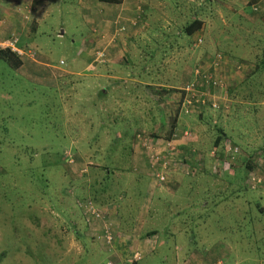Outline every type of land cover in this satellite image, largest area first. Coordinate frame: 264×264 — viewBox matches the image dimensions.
Returning <instances> with one entry per match:
<instances>
[{"label":"rangeland","instance_id":"obj_1","mask_svg":"<svg viewBox=\"0 0 264 264\" xmlns=\"http://www.w3.org/2000/svg\"><path fill=\"white\" fill-rule=\"evenodd\" d=\"M43 1L49 5L44 12L51 14L50 19L40 23L25 41L37 51L38 62L74 75L52 88L27 78L26 70L21 74L0 61V264H113L112 260L106 262L105 256L99 257L102 250L108 254L110 247L91 240L99 224L89 231L76 202L89 198L96 207H105L128 199L135 209L147 196L152 209L159 210L151 213L145 224V230L159 234L158 240L152 236L151 242H146L150 250H156L150 263L264 264V211L257 209L264 210V183L255 190L247 188L246 171L240 166L242 159L251 157L264 173V53L247 51V45L240 44L246 35L233 23L225 34L218 32L216 25L221 21L217 16L226 12L212 13L208 7L200 17L211 20L212 33H204L197 49L186 35L179 38L175 32L169 40L145 38L148 41L136 43L133 59L118 60L114 66L109 56L101 64L102 73H118L123 90H111L105 96L98 92L99 96L94 79L88 77L91 73L86 71L91 62L82 64L78 57L85 35L81 5L90 0ZM217 2L228 4L227 0ZM186 15L190 13L184 9L180 17ZM257 31L264 38V25ZM152 34L149 31L148 36ZM205 39L215 51L238 54L241 64L247 58L246 62L258 69L253 74L243 73L245 81L238 78L240 73L233 75L232 109L226 116L210 110L201 119L180 114L176 131L191 134L184 140L186 147L180 145L181 152L188 158L189 150L206 152V164L191 174L163 171L167 178L164 185L157 182L143 158V167L157 188L150 196L146 176L138 173L142 176L139 181L132 173L133 169L139 172V166L133 165L132 139L139 134L153 135L161 117L165 122L162 128L171 126L173 122L166 125V120H173L178 113L175 88L189 81L201 54L212 51L204 46ZM236 78L239 82L235 84ZM106 82H100L104 89ZM170 88L171 93L162 91ZM133 127L138 129L129 135ZM218 129L240 148V157L232 163L237 173L234 177L219 168L215 172L210 163L208 155ZM117 130H121L120 137L114 133ZM162 132L159 136L166 137V131ZM227 178L235 186L225 191L223 200L221 183ZM121 238L116 240L120 249ZM144 244L133 248L142 259L147 252ZM123 247L118 254L114 243L112 255L117 253L124 264H133L134 250Z\"/></svg>","mask_w":264,"mask_h":264},{"label":"crops","instance_id":"obj_2","mask_svg":"<svg viewBox=\"0 0 264 264\" xmlns=\"http://www.w3.org/2000/svg\"><path fill=\"white\" fill-rule=\"evenodd\" d=\"M227 2L228 4L217 2V0H122L118 4H107L99 2L98 0H90L89 2H85L83 5H81V10L83 11V19L81 20V22L85 27V35L82 37L78 48V57L79 59H81L80 61L82 64L88 61L90 62L91 57L94 53V49L106 48L108 56L111 57H109L110 60L109 58L108 60L112 63V65L115 66L118 60L126 58L133 59V53L134 51H137V42L148 41L143 40L145 38L150 37L149 40L151 41L159 40V38H165L169 40L170 38L174 37V32L176 35H178L179 38H184L185 35L184 33H182V26L195 19L199 20L202 23V29L195 35L188 37L189 41L193 43V39L198 37V35H201L203 37L204 33L207 30L209 33H212L211 30L213 29V23L211 22V20L205 19L207 17H200V12L207 9L208 7H211L210 9L212 13L213 11L221 13V10H224L226 12L223 15L221 13L217 16L221 21L216 25V29H218V32L225 34L228 31V28H230L233 23V26L238 27V32H242V34L246 35L240 42V44L243 43L247 45V51L251 52L252 54H254L256 51L262 52L263 54L264 38L260 37L257 29H259L261 25H264V0H227ZM252 3H256L258 5V12H254L252 10ZM26 6H30L32 11L29 21H24L21 18V11ZM48 6V3L43 0H35L32 3L27 2V0H0V39L6 38L9 34H17L20 44L30 50L35 51L37 54V51L29 47L25 40L29 39V37L36 32V30L40 26V23L46 22L50 19L51 14L47 11L44 12L48 8ZM184 9H187L190 15H186L184 18H182L180 17V15L182 11H184ZM247 11H251L250 14H248ZM212 13L208 15L209 19L212 16ZM134 21H136L135 26L132 24ZM182 21H184V23H181ZM30 22L31 24H29ZM114 22H117L118 26L125 27L126 31L124 34H120L114 37L116 29V27H114L113 25ZM149 31H153V34L151 36H148ZM229 34L230 33H228V35ZM58 36L60 37V35ZM112 38H115L113 42L111 41ZM202 39L204 40V37ZM208 44L211 43L205 39L204 46L206 45L210 47L212 51H204L201 54V58H199L201 60L200 62L203 61V57L206 58L211 54L213 55L215 53H221L215 51L213 46H209ZM175 45L178 44L175 43ZM221 54L226 57L227 61L230 64V68H228L226 78L229 83L231 102V100H233L235 91V86L234 88L232 87L231 79L234 78L233 75L235 76V74L237 75L238 73H240L234 72L235 69L233 67H242V72L238 75V78L241 79L243 77L244 81L247 79V76L243 73L246 72V74H253L258 69V67L255 64L246 62L247 58L246 60L242 59L244 62L243 64H241V56L239 55L238 57V54ZM36 58L37 59L35 61L29 60L27 58H18L21 62V65L19 69L15 70L19 71L21 74H23V72L26 70V73L28 74V77L26 74L27 78H29L30 76L34 80L40 81L39 83L43 82V84L52 88H55L58 83H62L63 79L74 75L73 72L62 71L54 68L55 66H53L52 64H46L47 62L45 64H43L41 61L38 62V59H40L38 54ZM101 66L102 65L88 67L87 69L85 68L88 74L91 73L88 75V77L93 78V81H95L96 83V86L94 88L95 93L98 94V92H100L102 94L101 96H105L106 93H110L111 90L114 92L118 91V89L123 90L122 87H120V85L118 84V81L121 80V78L118 76V73L116 71L114 73H111L109 71V73H102L100 70ZM129 77H131V75ZM190 77L191 73L189 78ZM104 80L107 81V89L102 88L103 86L100 85V82ZM237 82H239V80L236 78L234 83L236 84ZM125 87L126 89H129L130 92V88L128 86ZM101 88L102 90L100 91ZM125 92H128V90H126ZM113 102L115 104H120L115 100H113ZM178 120L179 118L177 119V123ZM163 121L164 119H162L161 117L159 123H157L156 126L153 127V131H151L152 134L163 135V129L164 131H166V135L170 133V126L162 128L165 123ZM171 121L172 119L170 121L166 120V125H170L169 123H171ZM137 129L138 128L133 127V129L129 131L128 134L133 135V132ZM120 131L121 130H117L114 133H116L118 137H120ZM134 139H132V142H134ZM180 140H182V143H180ZM183 142L184 139L181 138V136H176V138H174L173 145L175 146V153L177 154V156L186 157L185 153L183 154L181 152L183 147H181L180 145H185V147L187 145V143ZM72 144L73 143H71V146ZM133 146L135 149H133ZM73 149L75 150V146H73ZM131 150L133 154L132 159L134 158L133 165L137 164V166H139V172L137 171L136 173V171L133 169L132 173H134V175L137 174L136 178L138 177L139 181L142 177L140 176V174L146 176L149 181L148 190L151 194L150 196H152L157 188L155 186L156 184L154 179L147 175V168L143 167L142 159L145 158L143 147H141V145H136V143L134 142ZM75 151L78 152V150ZM138 159L140 162L137 161ZM190 164L196 165L192 161L190 162ZM229 167L232 166L229 165L225 167L226 172L229 171ZM229 176L234 177V174H230ZM165 184L167 183H164V185ZM234 186L235 182L232 181V179L228 178L227 181L221 183L222 192L225 194L223 200H225V197L227 196L225 191L230 190ZM152 205V200L150 201L147 196L145 199H143L140 206H137L138 208L134 207L135 209H132L133 207L130 205L128 199L123 200L120 204L115 202V204L113 205L108 204L105 205V207L104 205H100L99 207L102 211H105L107 213V219L113 223L114 236L116 240L118 239V236H122V243L130 249L137 248L139 247V245L143 246V243H145V251H147L146 256L142 259L143 261L140 260L139 262H136L137 264H149L150 262L148 260L156 251L150 250L151 245H147L146 242L148 241V243H150L151 241L148 237H144L153 235L157 236V240L159 238L157 230H145V224L147 222L146 220H148L150 214L153 213V215H155L157 214V212H159V210L157 211L152 209ZM257 209L259 210V212L264 211L260 206L257 207ZM98 233H100V230L98 231ZM92 235L93 234H91V236ZM116 242L117 241H115V250L119 254L121 250H124V247L121 243L120 246L122 247V249L118 248ZM95 248L97 249V247ZM95 248L91 251L94 252ZM135 251L138 250H134L133 252ZM108 254L105 253L104 250H102L101 254L98 255L99 257L102 255L105 256L106 262L108 260H112L113 264L125 263L122 262L120 255H118L117 253L115 255H112L114 254V251H112L111 249H109Z\"/></svg>","mask_w":264,"mask_h":264},{"label":"built area","instance_id":"obj_3","mask_svg":"<svg viewBox=\"0 0 264 264\" xmlns=\"http://www.w3.org/2000/svg\"><path fill=\"white\" fill-rule=\"evenodd\" d=\"M34 1L35 0H27L29 3ZM252 10L258 12L259 7L256 3H252ZM31 13L30 6H26L21 11V18L24 21H29ZM132 24L135 26L136 21ZM113 25L116 27L114 37L125 33L126 30L124 26H118L117 22H114ZM114 39L115 38H112L111 41L113 42ZM202 43L203 40L201 36L198 35V37L193 39L192 44L197 49ZM2 51H9L18 58H27L32 61L37 59L36 52L21 45L18 35L14 33L9 34L4 39H0V52ZM108 58L109 56L106 48L94 49V53L90 60L91 66L105 64L108 61ZM59 64L60 66L64 65L63 62H60ZM229 65L226 57L221 53L207 56L202 62H199L192 71V80L179 90V98L177 102V106L179 105V115H194L205 109H209L210 111L222 115L229 114L231 111L229 83L226 78L228 68H230ZM233 68L236 73L242 72V67L240 66ZM176 136H181V138L188 141L191 134L188 131H175L173 132L171 141H166L164 139L150 140L143 135H136V144L143 147L144 159L149 162V167L153 171L151 173L154 174L157 182H160L161 184L167 182V178L162 173L163 171L175 170L185 174L195 173L198 167H201L207 158V153H200L196 156V165H192L187 162L190 160L188 157L177 156L175 153V146L173 145ZM217 152V149H212L208 155L210 163L212 162L214 164L215 172H217L216 169L221 167V164L232 166V163L235 161L234 157L238 153V149L231 144L224 145L221 152L222 156H220L223 159L218 158ZM263 183L264 177H259L250 173L247 188L255 190ZM76 207L79 210L85 225L90 231H93L92 226L95 223L99 224L100 233L92 235V240L113 249L116 241L114 236V226L113 223L107 219V213L96 207L93 202L87 199L77 201ZM141 259L142 254L135 252L132 254V263L139 262Z\"/></svg>","mask_w":264,"mask_h":264},{"label":"trees","instance_id":"obj_4","mask_svg":"<svg viewBox=\"0 0 264 264\" xmlns=\"http://www.w3.org/2000/svg\"><path fill=\"white\" fill-rule=\"evenodd\" d=\"M99 2H103V3H107V4H118V3H120L122 0H98ZM202 29V23L199 21V20H193V21H191V22H188V23H186V24H184L183 26H182V33H184V35H186L187 37H191V36H193V35H195L197 32H200V30ZM201 36V35H200ZM202 38V37H201ZM203 40V39H202ZM223 55V54H222ZM212 56V55H211ZM205 59V57H203V59L202 60H204ZM0 61H4L5 63H7L11 68H13V69H19V67H20V65H21V62L19 61V59H18V57H16L15 55H13L12 53H10L9 51H2V52H0ZM201 61V60H200ZM199 61V62H200ZM199 62H197V64L195 65V67L198 65V63ZM64 64V63H63ZM89 67H93V66H89ZM194 67V68H195ZM193 68V69H194ZM193 69H192V71H193ZM192 71H191V77H192ZM191 77L189 78V81L188 82H190L192 79H191ZM187 82V83H188ZM187 83H185V84H187ZM184 84V85H185ZM183 85V86H184ZM182 86V87H183ZM162 87H164L165 88V86H162ZM181 87V88H182ZM181 88H178V89H176L177 90V93H179V90L181 89ZM171 88L169 89V90H162L164 93H171ZM101 94V93H100ZM178 95V94H177ZM229 96H230V91H229ZM178 97H179V95H178ZM231 97V96H230ZM177 109H179V105L177 106ZM230 109H232L231 108V106H230ZM206 111H209V109L207 110V109H205V110H202V111H200L198 114H194L193 116H197L198 118H202L203 116H204V114H205V112ZM179 113H176V116H175V118L172 120V124H171V126H170V133L168 134V135H166V137H163V136H159V135H150V136H145V135H143V136H145L147 139H150V140H153V139H164V140H166V141H171L172 140V137H173V132L174 131H176L177 130V128L175 127V124H176V122H177V119L179 118ZM226 116V115H225ZM218 134H217V137L215 138V140H214V142L212 143V147H213V149H217L218 150V152H217V156H218V158L219 159H223V158H221L220 156H222L221 155V152H222V148L224 147V144L226 143V144H229V142L231 143V145H233V146H235L237 149H238V153H237V155L234 157L235 158V160L236 159H238L239 157H240V155H241V151H240V148L237 146V145H235V144H232L233 142H231V141H229V136H227L222 130H219L218 129ZM139 135H142V134H139ZM134 142L136 143V136H135V139H134ZM187 142V141H186ZM137 145V144H136ZM131 152V151H130ZM187 152H189V154H188V156H189V159L191 160L193 157H196V156H198V152L197 151H192V150H189V151H187ZM206 153V152H205ZM252 158L251 157H247V159L245 160H241L240 162V166H242L241 168H243L246 172H245V176H247V179L249 178V175H250V173H253V174H255V175H257V176H259V177H264V173L262 174V172H263V170H262V166H258V162L256 161V159H253V160H251ZM187 161L188 163H190L191 161ZM221 161H223V160H221ZM194 164H196V162H194ZM206 164V160H205V162L203 163V165H205ZM225 164H221V167L219 168L220 170L219 171H223V170H225ZM234 170H235V167H229V171L228 172H226V174H231V175H233V174H235L236 173V171L234 172ZM237 172H238V170H237ZM237 174V173H236ZM248 182V181H247ZM82 200H85V199H80L79 198V200L78 201H82ZM87 200H90L91 202H93L91 199H87ZM94 203V202H93ZM94 204H96V203H94ZM96 206V205H95ZM99 208V207H98ZM153 235H150V236H145V237H148L149 239L152 237ZM1 257L2 256H0V260H1ZM133 264H137V263H133Z\"/></svg>","mask_w":264,"mask_h":264}]
</instances>
